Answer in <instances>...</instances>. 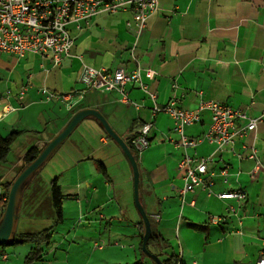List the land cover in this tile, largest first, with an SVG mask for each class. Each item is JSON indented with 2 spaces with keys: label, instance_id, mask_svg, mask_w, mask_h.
Segmentation results:
<instances>
[{
  "label": "crops",
  "instance_id": "obj_1",
  "mask_svg": "<svg viewBox=\"0 0 264 264\" xmlns=\"http://www.w3.org/2000/svg\"><path fill=\"white\" fill-rule=\"evenodd\" d=\"M131 16L130 9L100 13L90 20L89 27L78 30L71 26L73 45L56 65L40 54L18 57L0 52V133L21 131L10 147L12 161L7 160L1 170L2 181L11 184L27 164L23 160L27 149L36 146L41 150L78 110H98L126 144L142 123L152 121L149 146L136 161L138 198L146 215L159 216L155 228L169 244L161 250L158 243H150L148 250L162 258L166 251L179 247L177 264H257L264 250V0H158L156 12L148 17L137 38L125 24ZM135 58L148 90L155 93L152 100L141 88L128 84V97L138 108L122 101L114 90L88 91L72 110L60 100L45 101L40 93L42 87L60 93L78 88L77 75L83 63L130 71L137 65ZM145 70L152 71L150 77L145 76ZM171 97L188 110H194L200 99L215 100L259 118L256 128L236 138L231 147L218 149L203 140L188 149L191 155L210 157L206 166L212 181L211 195L200 188L183 197L178 193L183 185L178 162L184 150L175 144L170 117L151 112L154 102L162 106ZM209 122L210 113L205 110L185 132L189 137H200ZM66 143L72 151L70 160L43 188L41 170ZM251 147L263 166L253 177L254 160L247 157ZM223 168H227L225 174ZM54 177L64 195L63 214L66 202L73 208L68 212L75 216L78 201L81 210L85 203L116 207L104 216L117 222L142 220L139 212L132 211V168L125 153L95 117L87 116L23 182L15 210L14 237L35 232L24 227L18 231L21 219H54L49 191ZM240 189L246 192L244 200L215 196ZM230 206L236 208L235 213L229 212ZM2 214L0 209V219ZM216 216L220 219L212 222ZM131 229L133 236L126 235V229L121 234L130 237L126 264L136 260L153 264L151 257L150 261L147 255L139 257L140 239L135 226ZM68 238L69 233L58 234L54 229L50 242L42 246L41 259L32 264H71L69 253L62 255L63 241ZM29 249L30 245L0 246V264H22ZM92 252L90 248L80 254L82 259L77 264H91ZM2 253L7 255L5 260Z\"/></svg>",
  "mask_w": 264,
  "mask_h": 264
},
{
  "label": "built area",
  "instance_id": "obj_2",
  "mask_svg": "<svg viewBox=\"0 0 264 264\" xmlns=\"http://www.w3.org/2000/svg\"><path fill=\"white\" fill-rule=\"evenodd\" d=\"M157 6L158 0H0V52L18 57L27 53L40 54L56 65L63 56L69 54L73 45L71 26L80 30L89 27L90 20L97 14H114L130 9L132 16L125 24L137 38L145 29L148 17L156 12ZM136 64L135 68L126 71L122 67L107 70L83 63L77 75L78 88L60 93L42 87L40 93L45 101L57 99L68 110H72L88 91L114 90L119 92L122 101L138 108L139 105L128 97V84L141 88L152 100H155V93L148 90L137 60ZM144 74L150 77L152 71L145 70ZM205 110L210 113L207 130L200 137H189L185 128L198 121L201 112ZM151 112L153 115L164 112L170 117L171 130L176 135L175 144L184 150L178 162V167L183 170V185L178 189L180 197L193 192L195 188L205 190L208 195L213 194L206 166L210 157L191 155L188 153L189 148L196 147L203 140L214 143L218 149L231 147L236 138L254 130L259 119L248 117L244 110L215 100L200 99L194 110L184 109L177 105L175 97H171L162 106L154 102ZM237 120H244V123L237 124ZM152 127L153 122L146 121L135 132L132 145L137 156L149 146ZM247 157L254 160L251 171L253 177L263 166L254 147H251ZM226 171L227 168L221 170L224 174ZM215 196L220 199L244 200L247 195L240 189L216 193ZM229 212L235 213L236 208L230 206ZM152 217L155 221L159 220L158 215ZM219 219L216 216L211 221L217 222ZM1 257L5 260L7 255L2 253ZM257 264H264V250L259 254Z\"/></svg>",
  "mask_w": 264,
  "mask_h": 264
},
{
  "label": "rangeland",
  "instance_id": "obj_3",
  "mask_svg": "<svg viewBox=\"0 0 264 264\" xmlns=\"http://www.w3.org/2000/svg\"><path fill=\"white\" fill-rule=\"evenodd\" d=\"M153 142H150V144H152ZM145 150H147V148L144 149L143 152ZM70 153H72V151H70L69 144L66 143L56 151V153L52 157V161L46 164L45 167L41 170L40 176L43 188L47 187L49 179L55 176V172L57 170L66 167V163H68L71 158ZM12 158L13 154L8 153L7 160L12 161ZM3 169L4 164L0 165V174H2L1 170ZM75 203L77 205L75 216H72L71 212H68V210H72L73 208L69 207L68 205L66 206L65 202V214H63V217L66 216L68 218L61 223H57L54 226L56 233H69V236L71 237L67 239V242L66 240L63 241L65 250L62 251V255L65 254V251L68 252L70 263L77 264L78 262H80V259H82L80 254L89 252L91 248L93 249L91 264H126L125 259L130 252L128 244L130 237L121 234L123 230H127L125 234L133 236L132 233L134 234V232L131 228L136 224H125L105 217L104 215H107L106 212L116 211V207L112 205L99 208L96 204L87 206L85 203L83 205V210H81L78 204L79 202L75 201ZM131 207L133 212H139L134 202L133 189L131 196ZM47 218H49L48 221L31 219L28 221V218L21 219L18 231L22 227L32 231H36L43 227H48L53 224L55 217L53 219V217L50 218L49 216H47L46 219ZM54 238L57 239L58 237L55 236ZM71 239L74 240V242H70ZM175 241L177 242V240L175 239L172 244ZM18 246H24L28 248L27 244H18ZM170 251L171 249L162 254L161 257L165 258L169 253H171ZM175 251L179 253V247H175ZM139 257H141L140 254ZM146 258L148 261H150L148 256ZM131 262H133V260H131Z\"/></svg>",
  "mask_w": 264,
  "mask_h": 264
},
{
  "label": "trees",
  "instance_id": "obj_4",
  "mask_svg": "<svg viewBox=\"0 0 264 264\" xmlns=\"http://www.w3.org/2000/svg\"><path fill=\"white\" fill-rule=\"evenodd\" d=\"M21 133L20 130H13L9 133L2 135L0 133V165L6 163L7 156L10 151L11 144L16 139V137ZM135 135V134H134ZM133 138V137H132ZM132 138L127 141V145L131 149L132 153L135 156L137 161V154L132 145ZM40 149L36 146H32L24 154L23 160L25 163L31 162L39 153ZM102 165L99 164V168L102 169ZM10 182H3L2 175L0 174V209L1 211L4 210L8 192H9ZM49 191H50V199L51 205L54 213L55 220L53 225L47 228H43L41 230L35 232H22L17 233L13 240L8 245H15V244H28L30 245V249L28 253L25 255L22 264H32L35 261L41 259L42 254V246L47 245L50 242V239L54 233V226L57 223H61L63 220V199L64 195L62 194L61 188L56 181V177L52 178L49 183ZM147 217L150 222L151 233L147 239L146 246L150 243H158L161 250H164L168 247V242L157 232L155 228L154 219L147 214ZM135 227L137 230V235L139 237L138 243V251L141 257H145L146 254L143 252L141 248L142 238L145 232V226L143 220H140L138 223H135ZM160 258V254H157ZM162 264H177L179 262V254L174 250V252L169 253L165 258H160ZM153 261V260H152ZM153 264H157L155 261L152 262ZM134 264H143L142 260H136Z\"/></svg>",
  "mask_w": 264,
  "mask_h": 264
},
{
  "label": "water",
  "instance_id": "obj_5",
  "mask_svg": "<svg viewBox=\"0 0 264 264\" xmlns=\"http://www.w3.org/2000/svg\"><path fill=\"white\" fill-rule=\"evenodd\" d=\"M87 116L95 117L103 125L106 132L119 144V146L125 153L132 168L134 202L145 226L141 248L143 252L147 256L154 259L157 264H162L160 258L157 255L151 253L146 246L147 239L151 233V228L149 219L138 198L139 170L135 156L129 146L124 143L123 140L110 128L104 116L95 109L78 110L69 119L65 127L49 142H47V144L39 151L38 155L31 162L25 165V167L20 171L17 177L10 184L7 202L0 219V246L8 245L14 238V224L16 220L15 210L23 182L42 166L51 152L69 135V133L79 123V121Z\"/></svg>",
  "mask_w": 264,
  "mask_h": 264
}]
</instances>
